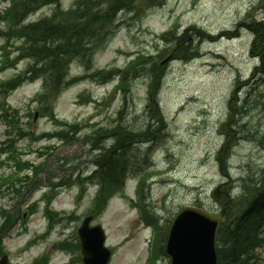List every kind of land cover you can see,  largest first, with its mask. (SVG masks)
Returning <instances> with one entry per match:
<instances>
[{
	"label": "rangeland",
	"instance_id": "rangeland-1",
	"mask_svg": "<svg viewBox=\"0 0 264 264\" xmlns=\"http://www.w3.org/2000/svg\"><path fill=\"white\" fill-rule=\"evenodd\" d=\"M74 1L63 0V4L70 7ZM6 6V1L0 0V10ZM51 9H41L32 21L49 15ZM263 11L264 0H163L151 7L145 3L135 18L119 16L121 24L98 39L99 47H93L94 52L82 62L84 67H77L80 63L76 60L71 69L75 55L64 54L63 64L54 69L59 67L64 76L70 72L73 83H62L57 90L51 85L43 101H39L43 93L40 81L26 82L9 94V114L0 118V212L7 211L19 219L3 239L10 261L33 264L48 253L51 264H69L71 255L56 246L63 240L74 243L77 239L79 243L78 229L91 214L96 183L83 186L84 195L77 183L95 170L96 157L101 154L97 145L107 150L115 141H128L129 145L141 142V137L149 135L150 117L155 149L149 155L147 146L139 144L136 152L128 150V171L133 173L124 179L129 181L127 187L120 185L122 194L93 221V225L106 229L107 245L115 248L111 264H145L149 257L150 248L144 243L148 245L146 237L151 230L142 237L137 212L130 209L129 200H124H138L134 192L141 175L145 179L141 194L162 231L169 228L181 207L221 210L228 199L224 197L216 204L212 195L225 181L224 176L232 177L234 194L241 183L246 190V175L264 167V75L259 73L264 69V34L256 30V37L253 30L256 18L264 25ZM70 20L60 16L56 23ZM25 25L20 22V26ZM193 26L211 33L213 40L218 37L214 42H199L201 58L186 63L160 54L166 48L161 35ZM30 29H17L13 34H32ZM2 44L0 40V47ZM148 57L151 63L146 62ZM29 62L9 68L0 74V80L12 79ZM154 62H160L158 71L143 72L144 66L150 68ZM164 67L163 84L153 85L156 73ZM159 112L163 126L158 130ZM11 120L18 122L17 129L10 126ZM73 142L76 144L69 147ZM21 160L33 163L35 170L17 173L16 164ZM47 195L61 215L49 236L26 252V245L49 223L44 215ZM256 198L251 194V199ZM230 207L229 218L237 217L240 199ZM72 215L74 218L69 219ZM3 222L0 218V227ZM259 254L264 260V251ZM157 264H169V260L165 256Z\"/></svg>",
	"mask_w": 264,
	"mask_h": 264
},
{
	"label": "trees",
	"instance_id": "trees-1",
	"mask_svg": "<svg viewBox=\"0 0 264 264\" xmlns=\"http://www.w3.org/2000/svg\"><path fill=\"white\" fill-rule=\"evenodd\" d=\"M59 0H13L15 6L6 11L9 20L12 19L10 27L12 32L23 30L24 28L15 29V23L25 14L37 9L40 3L42 5H50L58 3ZM139 1L146 2L150 6L161 3L163 0H82L80 4L83 14L91 15L89 21L83 26L70 25L69 22L64 24L56 23L55 18L61 16L62 18L68 14L58 12L55 17L50 20H44V23H39L30 27H26L32 31V34L20 32L21 38L25 43L19 50L22 56L31 57L34 59L33 71L38 70V63L42 62L43 68L41 73L49 79V84H46L47 91L53 85L55 90L60 84L64 83L63 78L59 73V67L54 69V66L61 64L62 56L66 53L73 52L76 48L83 49L85 46V37L87 34L83 32L88 29H96L97 36L103 38L113 24L117 14L121 10H134L135 3ZM16 17V18H15ZM109 22L111 25H109ZM13 25V26H12ZM256 30L264 34V25L260 23L255 24ZM205 37V32L196 27L186 30L182 35H178L175 31H170L163 36V40L167 41L169 46L162 50L161 54L173 55L174 59L190 60L198 55V48L194 45L197 38ZM151 63L152 58L148 57L146 62ZM145 62V64H146ZM137 63V60H136ZM135 65V63H134ZM149 68L146 69L147 72ZM159 70V62H154L150 68L151 73ZM161 72L156 73L152 84L157 85L161 82V75L163 76L164 68ZM38 75V74H37ZM47 76V77H46ZM16 83H8L0 87V95L7 93L13 89ZM61 87V86H60ZM0 108H5L3 103H0ZM128 141H117L111 148L105 150L100 145H97V150L101 152L96 157L98 171L96 176L101 179L103 185V195L108 196L113 192L115 186L127 174L128 160L125 157L128 151ZM252 185L256 188H262L258 191V195L252 206H249L244 214L237 217L227 218L223 225L221 232V245H223L220 255V264H251L256 257L254 249L258 246L264 245V238L261 230L264 224V171L260 174L250 176ZM230 213V211H229Z\"/></svg>",
	"mask_w": 264,
	"mask_h": 264
},
{
	"label": "water",
	"instance_id": "water-1",
	"mask_svg": "<svg viewBox=\"0 0 264 264\" xmlns=\"http://www.w3.org/2000/svg\"><path fill=\"white\" fill-rule=\"evenodd\" d=\"M183 209L178 217L169 243V254L172 264H196L194 259L205 260L210 251V244L216 241L221 225V216L210 215L204 211L192 212ZM88 219L80 230L84 247L86 264H107L110 253L103 248L105 236L100 227L89 229ZM212 238H211V233ZM215 263V253H212V263ZM208 264V262H206Z\"/></svg>",
	"mask_w": 264,
	"mask_h": 264
}]
</instances>
